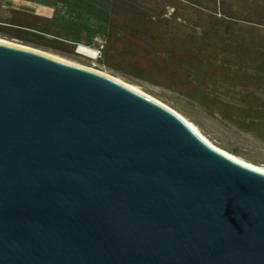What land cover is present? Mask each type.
<instances>
[{
  "label": "water",
  "instance_id": "95a60500",
  "mask_svg": "<svg viewBox=\"0 0 264 264\" xmlns=\"http://www.w3.org/2000/svg\"><path fill=\"white\" fill-rule=\"evenodd\" d=\"M36 50L0 40V264H264L263 170Z\"/></svg>",
  "mask_w": 264,
  "mask_h": 264
},
{
  "label": "trees",
  "instance_id": "16d2710c",
  "mask_svg": "<svg viewBox=\"0 0 264 264\" xmlns=\"http://www.w3.org/2000/svg\"><path fill=\"white\" fill-rule=\"evenodd\" d=\"M28 1L54 7V17L49 19L12 12L10 24L17 27L14 28L16 30L6 28L9 26H3V23H0V29L12 32L11 36L35 46L61 50L73 47L74 51L80 45L94 47L96 38L101 36L104 51L126 50L133 53L135 51L130 44L120 42L122 37L136 36V45L142 49L144 40L152 34L156 43L163 44L166 40L167 46L162 45L166 52L157 58L160 62H151L150 65L160 76H173L169 86L203 98L217 94L223 87L234 91L243 87L247 91L242 99L244 106L229 105L218 95H215L216 101L226 103L232 110L240 107L239 111L246 116L252 112L263 113L256 94L250 88L264 89V34L259 33L255 21L248 22L250 27L246 26L237 10L228 8V11L223 0H215L214 11L209 10L208 15L197 17L181 13L185 8L173 0L164 6L159 1L149 5L144 0ZM191 2L201 11L207 9ZM101 3H105V7L110 6L109 9L103 10L102 5L98 6ZM167 7L174 10L169 17L166 16L169 15ZM257 14L256 21L264 19L263 8ZM172 19L182 20L180 26H189L192 31L181 35L170 25ZM179 71L185 76H178ZM224 103L221 105L223 109ZM252 122L255 125L258 123L255 120Z\"/></svg>",
  "mask_w": 264,
  "mask_h": 264
},
{
  "label": "rangeland",
  "instance_id": "374dc122",
  "mask_svg": "<svg viewBox=\"0 0 264 264\" xmlns=\"http://www.w3.org/2000/svg\"><path fill=\"white\" fill-rule=\"evenodd\" d=\"M86 1V0H84ZM156 1L164 6L172 2L171 0H144L149 5H155ZM175 3L185 8L181 13L194 15L195 17L202 14L208 15L209 10L214 11L216 8L215 0H173ZM200 4V6L207 7L203 11L193 7L192 2ZM220 1V0H219ZM222 1V0H221ZM227 3L228 8H234L246 26L250 27L248 22L255 21L260 34H264V19L256 21L254 18L258 16V12L264 9V0H223ZM102 9L107 11L110 6L105 7V3H101ZM165 8V7H164ZM168 8V7H167ZM221 10V6L218 7ZM55 8L49 5L39 4L28 0H0V23L6 28L14 29L10 22L12 21V12H23L27 14H34L39 17L53 18L55 15ZM199 10V12H198ZM169 17L174 10L168 8ZM85 13H83L84 15ZM170 25L175 30L180 31L184 36L192 31L193 28L189 26H180L182 20L172 19ZM119 25V23H118ZM176 27V28H175ZM16 30V29H14ZM242 30H245L242 28ZM176 34V33H172ZM12 32L0 29V38L15 42L24 46L34 47V49L47 52V54L58 56L71 62L74 65L83 66L87 69L99 71L100 73L110 74L113 77L130 84L137 86L138 89L151 95V97L163 102L165 105L176 110L177 113L184 116L193 124L197 130L202 134V137L215 147L227 151V153L234 155L241 160L252 164L255 167L264 169V89L256 90L250 88L251 92L256 94L262 108V114L251 113L246 116L238 110L230 109L229 105H242L243 95L247 92L245 88L239 87L236 91L228 87L221 88L217 94L211 93L213 96L208 98L198 97L196 94H191L185 90L177 91L174 87L169 86L173 76L158 75L157 70L154 71L150 63L155 61L160 62L157 58H161L166 50L162 49V45L167 46L166 40L163 44L156 43L151 35L146 37L142 49L136 45V36H123L120 42H127L132 46L135 52L125 51H104L101 46L104 44L102 37L96 38L94 47H87L98 52L96 57H89L80 52L79 46L74 51L73 47H65L66 50L57 48H49L48 46H35L25 40L16 38ZM156 35V34H155ZM148 62V63H147ZM178 76L184 77L183 72H178ZM244 92V93H243ZM210 94V95H211ZM218 95L223 101L229 103L216 101ZM222 103H224V109ZM256 106L259 104L256 103ZM258 122L256 125L252 121Z\"/></svg>",
  "mask_w": 264,
  "mask_h": 264
},
{
  "label": "bare ground",
  "instance_id": "6f19581e",
  "mask_svg": "<svg viewBox=\"0 0 264 264\" xmlns=\"http://www.w3.org/2000/svg\"><path fill=\"white\" fill-rule=\"evenodd\" d=\"M0 40H2V41H6V42H9V43H12V44H15V45H19V46H21V47H23V48H32L33 49V47H29V46H24V45H21V44H18V43H15V42H11V41H8V40H5V39H2V38H0ZM79 49H80V52L81 53H84V54H86L87 56H89V57H96V54L98 53L97 51H96V49L95 50H93V48L92 49H90V48H87V46H84V45H80L79 46ZM36 50V49H35ZM36 51H40V50H36ZM41 52H43V51H41ZM43 53H47V52H43ZM48 55V54H47ZM50 55V54H49ZM50 56H53V57H55V58H59L60 60H62V61H65V59L63 60V59H61L60 57H58V56H54V55H50ZM67 62V61H66ZM121 81V80H120ZM130 85V84H129ZM130 86H132L133 88H136L138 91H140V92H142V93H145V92H143V91H141L140 89H138V87L137 86H133V85H130ZM146 94V93H145ZM148 95V94H147ZM174 110V109H173ZM174 111H176V110H174ZM179 114V113H178ZM182 116V115H181ZM182 117H184V116H182ZM185 118V117H184ZM185 120H187L186 122H188V124L192 127V128H194L201 136H202V134L197 130V128L193 125V124H191L190 122H189V120L188 119H186L185 118ZM203 138V137H202ZM204 139V138H203ZM205 141H207L206 139H204ZM208 142V141H207ZM210 143V142H209ZM210 144H212V143H210ZM214 146V145H213ZM215 147V146H214ZM217 148V147H216ZM219 149V148H218ZM222 151H224V150H222ZM227 152V151H226ZM229 154V153H228ZM232 156H234V155H232ZM235 158H237L238 160H240V161H242V162H244V163H247V162H245V161H243V160H241L240 158H238V157H236V156H234ZM249 165H252V164H249ZM253 166V165H252ZM253 167H255V166H253ZM255 168H259V169H261V170H263L264 171V169L263 168H260V167H255Z\"/></svg>",
  "mask_w": 264,
  "mask_h": 264
}]
</instances>
